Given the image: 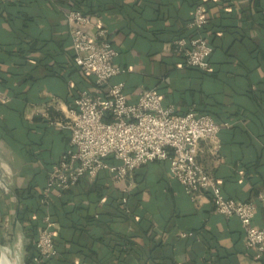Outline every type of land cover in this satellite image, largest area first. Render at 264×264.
Wrapping results in <instances>:
<instances>
[{
    "label": "crops",
    "instance_id": "1",
    "mask_svg": "<svg viewBox=\"0 0 264 264\" xmlns=\"http://www.w3.org/2000/svg\"><path fill=\"white\" fill-rule=\"evenodd\" d=\"M66 1L97 12L91 21L107 29L119 52L117 63L128 69L113 81L122 82L129 102L154 89L162 105L178 113L192 107L216 122H230L218 132L216 152L213 141H198L196 161L225 196L252 202V223L263 228L264 0L208 5L204 34L213 52L206 76L183 68L171 43L192 14L191 0ZM60 2L0 0V93L6 96L0 101L5 153L0 164L8 181L0 188V248L6 253L5 248L20 246L22 264L31 239L25 234L28 224L18 219V194L39 193L49 166L64 151L69 131L63 125L73 92L95 91L93 77L70 67L72 48ZM101 189L109 202L99 201ZM124 199L132 220L124 212L117 215L112 204ZM33 203L27 199L29 207ZM38 208L54 216L60 241L59 258L49 264H264L247 252L237 219L215 213L208 193L187 195L169 177L166 161L145 163L114 183L100 172L96 180L84 178L72 187L63 200L52 191Z\"/></svg>",
    "mask_w": 264,
    "mask_h": 264
},
{
    "label": "built area",
    "instance_id": "2",
    "mask_svg": "<svg viewBox=\"0 0 264 264\" xmlns=\"http://www.w3.org/2000/svg\"><path fill=\"white\" fill-rule=\"evenodd\" d=\"M17 1V0H5ZM72 60L82 73L94 79L95 91H77L68 111L69 131L64 151L52 164L43 186V195L52 191L59 196L78 180L93 179L106 171L112 183L131 177L133 171L151 161H166L168 175L177 181L192 199L200 192L208 193L213 211L226 218L234 217L244 233L245 248L258 259L264 254V227L253 225L254 205L225 196L215 177L196 161L197 144L201 139L213 141L218 148L220 129L229 121L216 122L207 113L189 108L183 113L172 105L164 106L154 89L138 93L134 102L126 99L122 82L113 78L128 69L117 63L118 51L108 38V31L90 16L76 10L65 13ZM206 22V8L197 4L187 28L191 35L172 42L183 57L184 66L209 70L208 57L212 48L201 35ZM94 30L91 32L90 28ZM6 96L0 93V101ZM36 240L35 264L56 256L55 232L46 215L42 219Z\"/></svg>",
    "mask_w": 264,
    "mask_h": 264
},
{
    "label": "trees",
    "instance_id": "3",
    "mask_svg": "<svg viewBox=\"0 0 264 264\" xmlns=\"http://www.w3.org/2000/svg\"><path fill=\"white\" fill-rule=\"evenodd\" d=\"M20 0H17V1H13L14 3L15 2H19ZM216 0H191V10L193 12V9L194 7L199 4V3H203L205 5V8L207 9L208 5L212 2H214ZM59 8L64 12V14L69 11V10H76V11H80L81 13L85 14V15H88L90 16L92 13H97L96 11H92L91 10H88V8L84 7L82 8L80 5H78L77 3H70L68 1H63L59 3ZM191 17H192V14L191 16L185 20L183 23H182V26L180 28V30L178 32H175L173 35H172V38H171V43L176 40V39H179V38H185V37H189L191 34L189 35H186V31L188 33L189 29L187 28V24L188 22L191 20ZM204 29H205V24L202 26V28L200 29V33L202 36H204L210 43L211 45V48H212V51H211V54L209 55L208 57V62H210V56L212 55V52H213V46L210 42V40L205 36L204 34ZM70 41V39H69ZM111 42V41H110ZM112 44V43H111ZM119 53V52H118ZM119 56V55H118ZM70 62H71V69H75V65L73 63V60H72V56H71V59H70ZM73 64V65H72ZM182 64V67L185 68V69H188V70H194L196 71L198 74L202 75V76H206L209 74L210 72V69L206 72L204 71H200L199 69L197 68H193V67H186L184 66V62L181 63ZM74 66V67H73ZM82 90V87L77 90V91H80ZM76 91V93H77ZM73 98H75V91L73 92ZM195 110L199 111V112H202V113H207V112H203V111H200L196 108H194ZM208 114V113H207ZM230 120V119H228ZM216 121V120H215ZM54 163V162H53ZM52 164L49 166V169L48 171L50 170ZM101 172H104V171H101ZM100 173V172H99ZM98 175V174H97ZM97 175L92 179V181L96 180V177ZM109 176V175H108ZM47 177V176H46ZM84 179V178H83ZM83 179H80L78 180L74 185H72L70 188H68L66 191H64L63 193H61L59 196H57V199L58 200H63L64 198H66L70 191H71V188L74 187L76 184L80 183L81 181H83ZM46 181V180H45ZM45 183V182H44ZM44 186V185H43ZM42 188V187H41ZM41 191V189H40ZM19 198V203H20V207L19 209L17 210V214H18V219L19 221H22V222H26L28 224V226L25 227V234L28 235L31 239V243H30V252L26 258V262L25 264H34L33 261H32V257L36 254V250H35V246H34V241H35V236H36V230L37 228L41 225L42 223V219L45 215H43V213L40 212L39 208H38V202H39V198L41 196V193H34L32 192L31 190L29 189H25L23 191H21L19 194H18ZM99 201L101 200V203H106V201H108V197L105 195V191L103 189H101L99 191ZM30 199V200H34V203L32 204L33 206L32 207H29L28 204H27V199ZM121 200V199H120ZM126 200V201H125ZM125 203H121L120 201L118 202V204L116 203H112L114 208H115V211L118 214H121L123 215V212H124V205L127 203V199H124ZM109 202V201H108ZM125 216L129 219V220H132V216L133 214H130V212L127 214L125 213ZM34 215H36L37 217V220L34 219ZM51 223L54 222V216L53 215H50L48 216ZM134 222H135V219H134ZM53 225V224H52ZM186 234V233H185ZM54 245H55V249L57 251L56 253V256L52 257L51 259H48L47 261L41 263V264H49V263H52L54 262L56 259L59 258V248H60V241L58 239L57 236H54ZM247 252H250L252 253L250 250L246 249ZM253 254V253H252ZM258 261H264V254L257 259Z\"/></svg>",
    "mask_w": 264,
    "mask_h": 264
},
{
    "label": "rangeland",
    "instance_id": "4",
    "mask_svg": "<svg viewBox=\"0 0 264 264\" xmlns=\"http://www.w3.org/2000/svg\"><path fill=\"white\" fill-rule=\"evenodd\" d=\"M4 154L5 153L3 152V150L0 149V162L3 160V157L5 158V155ZM3 168H4V166L0 164V188L1 189H4L6 186H8L7 177L5 176V173L3 171ZM42 189H43V187L41 188V191H40L41 196L39 198V201L41 202V204H45L48 197H44L43 190ZM42 225H43V223H41V225L37 228V230H36V236H37V233H38L39 228ZM36 236H35V240H36ZM34 246H35V241H34ZM5 250H7V252H6L7 254L4 251H2V252H4V255L6 254L9 259H11L12 261L15 262V264H22V261H21V258H20V253H19L20 252V246H18L17 249H14L13 248V249H9L8 250V248H5ZM32 259H33V257H32ZM2 261H3V264H10L7 261V259L5 257H3V256H2Z\"/></svg>",
    "mask_w": 264,
    "mask_h": 264
},
{
    "label": "water",
    "instance_id": "5",
    "mask_svg": "<svg viewBox=\"0 0 264 264\" xmlns=\"http://www.w3.org/2000/svg\"><path fill=\"white\" fill-rule=\"evenodd\" d=\"M2 256H4V253L2 252V250H1V248H0V264H1Z\"/></svg>",
    "mask_w": 264,
    "mask_h": 264
},
{
    "label": "bare ground",
    "instance_id": "6",
    "mask_svg": "<svg viewBox=\"0 0 264 264\" xmlns=\"http://www.w3.org/2000/svg\"><path fill=\"white\" fill-rule=\"evenodd\" d=\"M1 264H3V261H2V259H1Z\"/></svg>",
    "mask_w": 264,
    "mask_h": 264
}]
</instances>
